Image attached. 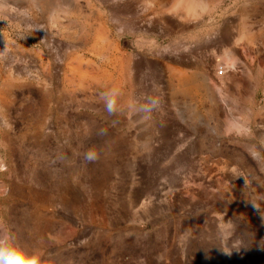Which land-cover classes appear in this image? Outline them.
Returning <instances> with one entry per match:
<instances>
[{
	"label": "rangeland",
	"instance_id": "1",
	"mask_svg": "<svg viewBox=\"0 0 264 264\" xmlns=\"http://www.w3.org/2000/svg\"><path fill=\"white\" fill-rule=\"evenodd\" d=\"M3 234L42 264H264V0H0Z\"/></svg>",
	"mask_w": 264,
	"mask_h": 264
},
{
	"label": "clouds",
	"instance_id": "2",
	"mask_svg": "<svg viewBox=\"0 0 264 264\" xmlns=\"http://www.w3.org/2000/svg\"><path fill=\"white\" fill-rule=\"evenodd\" d=\"M153 101V106L156 105ZM109 111L113 108V102H108ZM93 155H89V159H94ZM0 264H42L38 254L29 253L18 247L13 242V238L8 234L0 235Z\"/></svg>",
	"mask_w": 264,
	"mask_h": 264
}]
</instances>
